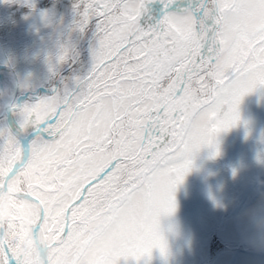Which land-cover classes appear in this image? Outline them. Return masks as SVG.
<instances>
[{
  "label": "snow or ice",
  "instance_id": "6c2138e0",
  "mask_svg": "<svg viewBox=\"0 0 264 264\" xmlns=\"http://www.w3.org/2000/svg\"><path fill=\"white\" fill-rule=\"evenodd\" d=\"M153 2L73 0L65 24L21 0L56 38L47 79L0 115V264L167 256L160 218L194 154L264 87V0H191L145 30Z\"/></svg>",
  "mask_w": 264,
  "mask_h": 264
},
{
  "label": "flooded vegetation",
  "instance_id": "af4514ba",
  "mask_svg": "<svg viewBox=\"0 0 264 264\" xmlns=\"http://www.w3.org/2000/svg\"><path fill=\"white\" fill-rule=\"evenodd\" d=\"M250 96L239 105L240 123L216 138L219 155H214L216 148L205 147L195 153L192 178L186 175L174 192L187 207L176 205L175 216H169L175 217L177 231L171 234L168 251L172 264H214L226 256L228 264L239 253L264 255V249L243 240L248 222L239 231L243 222L237 220L248 219L253 207H260L264 191V143L252 142L244 116ZM157 255L154 249L153 257Z\"/></svg>",
  "mask_w": 264,
  "mask_h": 264
},
{
  "label": "rangeland",
  "instance_id": "374dc122",
  "mask_svg": "<svg viewBox=\"0 0 264 264\" xmlns=\"http://www.w3.org/2000/svg\"><path fill=\"white\" fill-rule=\"evenodd\" d=\"M38 1L39 0H34L36 3ZM190 4L191 0H175L172 5H170L168 8H165L160 0H154L153 3L146 5V11L142 14L139 21L140 26L147 30L148 28L155 26L166 14H183L184 11L190 7ZM5 6L8 5L0 3V62L5 61V57H7L9 66L18 80L17 92H19V95L16 97L22 99L23 94L20 90V85L28 77L32 78L33 83H41L45 81L48 76L47 69L46 73L42 71V69L47 65L45 63V58L49 51H47L45 46L47 45L48 39L45 37H38V35H36L37 33H34V30L32 31L34 27H37V25L42 22L40 16L36 18H26V15L24 16V14L16 16L12 11L10 14H6L5 17L10 19H8L9 22L5 24L2 21L4 11L1 10L2 7ZM68 11L72 13V10L69 9ZM70 19L71 15L69 14L65 15L64 19L62 16L60 21L65 20V24H67L70 23ZM38 47H40V49H38ZM250 95L251 93L243 97L240 105L244 104L246 98H248ZM186 199L188 203L192 202L191 198L187 197ZM253 208L255 209L250 211V216L248 219H245L243 216V218L238 217L237 220L240 221L238 223L243 222V226H239L238 230L242 231V229H244L243 227L248 222V230L243 235L245 237L243 240L249 243V245L264 249V191L262 193L260 207ZM206 212H208L207 209L205 210V213ZM173 215L175 216V213ZM174 221H176L175 217L171 219L169 216H162L160 218L161 232L167 242L168 251L170 250L169 246L171 234L177 235ZM157 253L158 255L154 258L152 252L151 259L149 260L148 258H144L140 261V264L173 263L170 253H167L166 257H162L159 250H157ZM236 257L237 258L233 261V263L228 264H264V255H258L255 253H239L236 255ZM227 260L228 256L221 258L219 261H217V263L215 262L214 264H226ZM120 264H136V261L131 259L124 261L121 259Z\"/></svg>",
  "mask_w": 264,
  "mask_h": 264
},
{
  "label": "water",
  "instance_id": "95a60500",
  "mask_svg": "<svg viewBox=\"0 0 264 264\" xmlns=\"http://www.w3.org/2000/svg\"><path fill=\"white\" fill-rule=\"evenodd\" d=\"M5 62L9 66V61L5 57ZM10 67V66H9ZM11 69V68H10ZM13 75L14 87L11 93V99L9 105L6 107V111L3 116L9 115V109L17 96L18 80L14 72L11 70ZM0 87L3 89V84L0 78ZM23 99V97H22ZM19 97L16 98V102L22 100ZM244 116L246 119V125L249 127L251 132V140L256 144L264 143V87L256 89L251 97L249 98L245 110ZM188 178H192V169L187 174ZM207 196V192H205ZM175 202L177 206L186 208V202L181 197H175Z\"/></svg>",
  "mask_w": 264,
  "mask_h": 264
},
{
  "label": "trees",
  "instance_id": "16d2710c",
  "mask_svg": "<svg viewBox=\"0 0 264 264\" xmlns=\"http://www.w3.org/2000/svg\"><path fill=\"white\" fill-rule=\"evenodd\" d=\"M20 2L21 1H18L17 0V3L14 4V5H8V6H5V7H2L1 10L4 11L3 12V20L2 21L5 24L7 22H9L8 19H10L8 17H5L6 14H8V13L10 14L12 11L14 12V14L16 16H19L20 14H24V16L26 15V17H34V18H36V17L39 16V14L30 15L27 8H22V7L19 6ZM72 3H73V0H39L37 2L38 8L41 11H47V12L51 13L52 16H53V19L56 22H59L60 21V18L62 16H63V19H64L65 15H69V14L71 15V19H72V13H70L68 11L69 9L72 10ZM71 19H70V22H71ZM65 20H64V23H66ZM26 24H27V21H26ZM33 30H34V33H37L36 35H38V37H45V38L48 39L47 45L45 47H46L47 51H50L51 50L52 41L56 38V36H54L55 35L54 34V30L52 28L45 27L43 25V22H41L40 24H38L37 27H34L32 29V31ZM38 49H40V47H38ZM38 49H37V51H38ZM46 69L48 70L47 65L42 69V71L44 73H46ZM18 95H19V92H17V96ZM245 249L247 251H250L251 250L250 247H247Z\"/></svg>",
  "mask_w": 264,
  "mask_h": 264
},
{
  "label": "bare ground",
  "instance_id": "6f19581e",
  "mask_svg": "<svg viewBox=\"0 0 264 264\" xmlns=\"http://www.w3.org/2000/svg\"><path fill=\"white\" fill-rule=\"evenodd\" d=\"M0 78L3 84V89L0 87V115H4L13 89V75L5 61L0 62Z\"/></svg>",
  "mask_w": 264,
  "mask_h": 264
}]
</instances>
